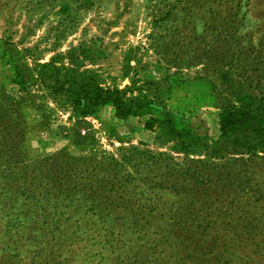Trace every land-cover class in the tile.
Segmentation results:
<instances>
[{"label": "rangeland", "instance_id": "1", "mask_svg": "<svg viewBox=\"0 0 264 264\" xmlns=\"http://www.w3.org/2000/svg\"><path fill=\"white\" fill-rule=\"evenodd\" d=\"M79 46L75 63L174 113L201 150L110 104L48 101L43 127L9 106L15 66H68ZM245 93L264 98V0H0V264H264V152L218 130Z\"/></svg>", "mask_w": 264, "mask_h": 264}, {"label": "trees", "instance_id": "2", "mask_svg": "<svg viewBox=\"0 0 264 264\" xmlns=\"http://www.w3.org/2000/svg\"><path fill=\"white\" fill-rule=\"evenodd\" d=\"M89 49L85 46L74 47L67 53L69 65L58 63L62 55H56L49 62L37 63L34 67L15 66L13 82L22 93L20 101L10 102V107L27 104L37 111L38 125L47 126L51 109L48 101L57 107L70 109L75 117H87L95 114L103 106L110 104L115 115L120 119L129 116L147 118L143 121L146 128L151 129L154 121L166 122L170 136L178 140L177 150L191 153L199 152V147L190 144L191 129L180 125L174 119V113L161 110L152 100L139 93L128 97L129 89L120 90L113 86H104L100 75L88 68H82L80 57H88ZM81 68V69H80ZM35 87V92L32 91ZM38 92V93H37ZM237 104L223 107L218 116V130L231 150L238 153L264 152V98L252 97L250 94H238ZM47 113H46V111ZM160 115H157L159 114ZM173 115V116H172ZM197 150V151H193Z\"/></svg>", "mask_w": 264, "mask_h": 264}]
</instances>
